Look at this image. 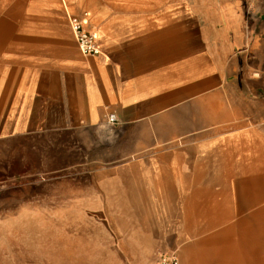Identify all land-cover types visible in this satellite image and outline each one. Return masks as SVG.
I'll list each match as a JSON object with an SVG mask.
<instances>
[{"label": "crops", "instance_id": "obj_1", "mask_svg": "<svg viewBox=\"0 0 264 264\" xmlns=\"http://www.w3.org/2000/svg\"><path fill=\"white\" fill-rule=\"evenodd\" d=\"M0 18V138L87 147L129 125L126 171L97 177L155 211L175 246L150 259L264 264V0H0Z\"/></svg>", "mask_w": 264, "mask_h": 264}, {"label": "rangeland", "instance_id": "obj_2", "mask_svg": "<svg viewBox=\"0 0 264 264\" xmlns=\"http://www.w3.org/2000/svg\"><path fill=\"white\" fill-rule=\"evenodd\" d=\"M1 37L5 46L15 38ZM5 46L1 56L10 52ZM129 127L113 125L87 147L0 138V264H146L156 250L174 248L156 242L155 211L131 201L129 186L113 189L102 180V187L97 177L98 168L101 176L126 171Z\"/></svg>", "mask_w": 264, "mask_h": 264}, {"label": "built area", "instance_id": "obj_3", "mask_svg": "<svg viewBox=\"0 0 264 264\" xmlns=\"http://www.w3.org/2000/svg\"><path fill=\"white\" fill-rule=\"evenodd\" d=\"M68 21L80 51L90 56L97 55L99 47L95 35L85 27L83 18L77 15H70ZM107 120L112 124L117 121L114 114L108 115ZM177 257L176 253L158 252L156 256L150 259L146 264H180Z\"/></svg>", "mask_w": 264, "mask_h": 264}]
</instances>
